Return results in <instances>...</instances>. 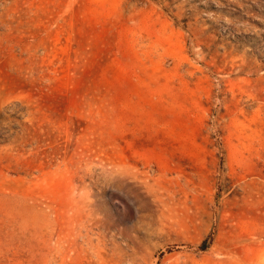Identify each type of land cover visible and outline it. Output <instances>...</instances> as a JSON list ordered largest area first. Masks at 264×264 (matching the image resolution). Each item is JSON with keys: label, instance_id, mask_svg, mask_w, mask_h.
Instances as JSON below:
<instances>
[{"label": "rangeland", "instance_id": "obj_1", "mask_svg": "<svg viewBox=\"0 0 264 264\" xmlns=\"http://www.w3.org/2000/svg\"><path fill=\"white\" fill-rule=\"evenodd\" d=\"M0 264H264V0H0Z\"/></svg>", "mask_w": 264, "mask_h": 264}]
</instances>
